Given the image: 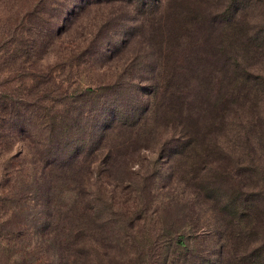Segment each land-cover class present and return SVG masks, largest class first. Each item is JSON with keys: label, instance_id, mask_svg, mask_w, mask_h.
I'll list each match as a JSON object with an SVG mask.
<instances>
[{"label": "rangeland", "instance_id": "374dc122", "mask_svg": "<svg viewBox=\"0 0 264 264\" xmlns=\"http://www.w3.org/2000/svg\"><path fill=\"white\" fill-rule=\"evenodd\" d=\"M261 42L264 0H0V264H60L81 245L88 264H150L174 232L188 235L193 253L230 258L208 219L219 209L211 198L244 191L235 175L207 178L219 166L234 174L235 156L264 162L261 145L250 153L246 141L264 126L263 94L250 80L264 78ZM86 88L94 103L80 98ZM66 109L79 120L69 121L72 143L44 177L62 221L45 227L34 184L50 163L43 123ZM111 109L134 127L113 129L99 148L85 144L89 121ZM24 124L28 133L14 129ZM188 132L198 147L169 156ZM111 140L119 156L105 166L98 154Z\"/></svg>", "mask_w": 264, "mask_h": 264}, {"label": "trees", "instance_id": "16d2710c", "mask_svg": "<svg viewBox=\"0 0 264 264\" xmlns=\"http://www.w3.org/2000/svg\"><path fill=\"white\" fill-rule=\"evenodd\" d=\"M253 37L251 39V45H259L257 40H260L255 33L251 34ZM255 42V44H254ZM260 47L263 49L264 44L261 42ZM257 50V49H256ZM251 82L255 85V90L261 92L264 98V78L261 76H251ZM116 88V87H114ZM112 88V89H114ZM110 89V88H109ZM114 95L118 92L117 89L111 90ZM178 89H170V95L172 96ZM80 98L85 102L91 101L94 103L95 100H92V97L96 96V91L93 88H86L80 91ZM155 92V91H154ZM154 92H151L152 94ZM150 93V92H149ZM248 93V92H247ZM93 97V98H94ZM97 103V100H96ZM145 105L148 107L149 111L154 114L155 109L152 103H149V100H144ZM116 107V106H115ZM114 107V108H115ZM170 107H172L170 105ZM65 114L62 112L58 117L50 119V122H44V132H46L47 136L43 139L42 150L44 157L49 156L50 163H48V168H43L40 173L42 178L41 182L34 181V184L37 185L36 190L38 192L39 197L43 200L41 203L38 204L40 207L44 218H41L43 226L48 227V225H56L62 221V218L58 216L59 212L55 208L54 204H51V200L49 196H52V193L55 189V184L50 179L44 181V177L51 172V167L55 168L58 156L57 153H62L64 149L71 145L70 133L69 130L71 128L70 122L75 123L78 120V117L70 118L69 110L66 109ZM103 113H107L105 116H101ZM119 114V110L111 109L102 111L101 114H97L94 120H90L88 126L90 127L89 133L87 134L88 140L85 141V144L92 145L95 144L97 147H100L102 141H104L109 134L113 131V129L118 128V130L122 128H132L136 124V121H131L129 124L125 123V121L117 120V115ZM136 119V118H135ZM134 120V119H133ZM17 130L18 133H28V129L24 124L22 128L16 127L14 128ZM117 130V131H118ZM56 131V134L54 133ZM95 131V136L93 132ZM96 131H99L100 134L96 136ZM117 131L114 136L117 135ZM196 133L195 132H188L185 138L182 141H172L169 156H172L179 153L177 151L178 148H184L187 146L190 147H198L196 140ZM201 140V139H200ZM247 151L251 153L252 149H256L258 145L259 150L264 149V126H261V131L256 133V139L253 144L251 143L252 140L247 138ZM248 141H251L250 143ZM203 142L200 141L199 145H203ZM234 143V147L241 149L242 147L240 144ZM237 146H236V145ZM62 146L66 148H62ZM118 145L112 144V140L104 147L102 150H99V157L105 166L111 165L114 163L113 161L119 156L118 151L116 150ZM215 151L221 155L229 156L228 151H224V149L218 145H212ZM200 147V146H199ZM177 148V149H175ZM162 145L159 150H162ZM81 150L77 152L70 153L67 157L62 159V163L66 165L71 157H77ZM255 151V150H254ZM239 152V151H238ZM202 155H206L208 150L206 147L202 149L200 152ZM240 153V152H239ZM28 153H24L23 155H27ZM59 155V154H58ZM239 155V154H238ZM203 156V157H204ZM232 157V155L230 156ZM170 159V158H169ZM223 159V158H222ZM235 164L234 168L236 169L234 174L231 173L227 167L219 166L218 172H215L208 176L212 183L218 181L219 177L224 175L225 172L230 175H235L237 181H235L236 186L239 189H243V197L242 196H212V200L219 208L216 212H213L214 215L209 216L208 219L211 222L213 220V224H216L221 232L218 233V240L222 238V240L226 241L227 243L224 244L222 247L223 249L232 248V253L230 258L228 257L227 260L223 261L221 264H264V162L262 164L254 163L251 160H247L242 162L239 159V156H235L231 158ZM67 167L63 168L62 170L65 171ZM49 171V172H48ZM239 177L242 179L238 180ZM236 188V189H238ZM194 204L199 205L196 199L193 200ZM189 203V204H192ZM49 206L53 208L50 210ZM190 207V208H193ZM230 212V219L229 222L226 223V215ZM136 212H132L130 215H133ZM145 216L141 212L137 216V218H132L131 225H136L139 220H142V217ZM68 219V217H66ZM197 221V220H196ZM201 224V223H200ZM199 224V225H200ZM45 229V228H44ZM49 232V231H48ZM50 233V232H49ZM55 234H59L55 232ZM187 236L183 235L182 233L174 232L172 236L168 235L166 238V242L162 247H158V251L160 250L161 253L159 256L153 254L154 260L151 261L150 264H218L217 258H211V255L208 254H200V253H193L188 246ZM229 248V250H230ZM241 248V249H240ZM62 246L58 243V250L60 252V257H62ZM77 250L68 253V256L65 257L63 262L60 260V264H88V261L85 258H82V249L83 246H77ZM228 250V251H229ZM243 250V251H242ZM238 251H242L243 256L238 257ZM158 255V253H157ZM178 255V256H177ZM178 258L175 260V258Z\"/></svg>", "mask_w": 264, "mask_h": 264}]
</instances>
